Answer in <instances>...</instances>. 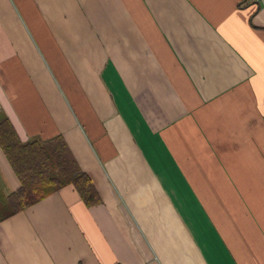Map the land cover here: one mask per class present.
<instances>
[{
	"label": "crops",
	"instance_id": "obj_1",
	"mask_svg": "<svg viewBox=\"0 0 264 264\" xmlns=\"http://www.w3.org/2000/svg\"><path fill=\"white\" fill-rule=\"evenodd\" d=\"M0 116L100 196L2 219L0 264H264V0H0Z\"/></svg>",
	"mask_w": 264,
	"mask_h": 264
},
{
	"label": "trees",
	"instance_id": "obj_2",
	"mask_svg": "<svg viewBox=\"0 0 264 264\" xmlns=\"http://www.w3.org/2000/svg\"><path fill=\"white\" fill-rule=\"evenodd\" d=\"M0 146L21 183L5 198L8 209L0 213V221L67 184L74 186L87 206L100 202L89 176L80 170L59 136L24 143L8 118L0 116Z\"/></svg>",
	"mask_w": 264,
	"mask_h": 264
},
{
	"label": "rangeland",
	"instance_id": "obj_3",
	"mask_svg": "<svg viewBox=\"0 0 264 264\" xmlns=\"http://www.w3.org/2000/svg\"><path fill=\"white\" fill-rule=\"evenodd\" d=\"M7 207L6 208H4V209H0V213H4V212H6L7 211Z\"/></svg>",
	"mask_w": 264,
	"mask_h": 264
}]
</instances>
